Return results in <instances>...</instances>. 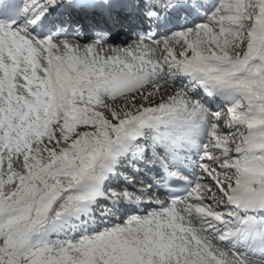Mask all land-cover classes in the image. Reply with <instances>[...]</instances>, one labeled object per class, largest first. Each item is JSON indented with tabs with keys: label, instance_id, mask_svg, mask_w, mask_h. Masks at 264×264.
<instances>
[{
	"label": "snow or ice",
	"instance_id": "snow-or-ice-1",
	"mask_svg": "<svg viewBox=\"0 0 264 264\" xmlns=\"http://www.w3.org/2000/svg\"><path fill=\"white\" fill-rule=\"evenodd\" d=\"M140 3L157 27L200 19L124 46L99 22L93 43L54 41L83 29L75 10L118 24L129 0H21L0 20V264H264L237 248L264 253V0ZM137 165L188 187L109 224L151 194L109 189Z\"/></svg>",
	"mask_w": 264,
	"mask_h": 264
},
{
	"label": "bare ground",
	"instance_id": "bare-ground-1",
	"mask_svg": "<svg viewBox=\"0 0 264 264\" xmlns=\"http://www.w3.org/2000/svg\"><path fill=\"white\" fill-rule=\"evenodd\" d=\"M119 12H122V14H121V16H119V23L118 24H107V25H105V27L107 29L115 32L114 36L110 39L109 42H111L113 44H116V43H120V44L128 43V44H130L132 42H131V40H129L128 36H126L125 38H119V37H120L121 31L122 30L124 31V28L128 27V26L124 25V22H126L130 27L134 28V27H136L137 21L142 18L143 10H142V5L140 3V0H129V6L127 8L120 9ZM73 18L78 19V20L81 19L78 15L73 17ZM190 18H191V20L188 24L199 22L197 20L200 19V17H190ZM80 21H81L82 25H84L85 30L88 33L90 31V30H88L89 26H93L97 22H99L102 25L101 20L96 15L93 16V13L86 15L85 20L81 19ZM176 26H179V25L177 24ZM89 29H91V28H89ZM166 31L167 30L160 31L159 35H165ZM87 37H83V38H87ZM115 46H119V45H115ZM176 49H177V47L175 48V50ZM177 52H179V51H177ZM155 55L159 56L160 53H156ZM180 83H181V81L177 80L175 85H169L167 88H165V90L169 91L171 89H174L175 87H178L180 85ZM110 100L113 101L112 99H110ZM209 106H213V108H214L213 111L220 112V114H222L224 112V108L222 107L220 102L214 103L213 101H211ZM221 120L226 122L227 116H224ZM129 178H132V177H129ZM140 179H144V176H140ZM109 189H115L116 191H121L122 189H126L129 192H133L134 194H137V195L139 194V193L135 192L136 189H133L132 186L123 184L119 177L112 180L111 184L109 185ZM106 191H108V189H106ZM151 194L148 196H144L143 199H144V201H146L144 204H139L140 207H144L142 213H144V212L146 213L148 211L153 210L157 205L154 201H152L151 204L147 203V201L151 198ZM164 203H167V201H164ZM120 210H121V213L123 212V215H121L123 217H124V213H127V214L136 213V210H134V207L130 208L128 210H125L124 207H120ZM133 215H135V214H133ZM109 221H108V223H109Z\"/></svg>",
	"mask_w": 264,
	"mask_h": 264
},
{
	"label": "rangeland",
	"instance_id": "rangeland-1",
	"mask_svg": "<svg viewBox=\"0 0 264 264\" xmlns=\"http://www.w3.org/2000/svg\"><path fill=\"white\" fill-rule=\"evenodd\" d=\"M133 40H135V39H131V42H132ZM87 43H92V42L89 41V40H87V41L75 42V43H70V44L83 46L84 44H87ZM108 44H110V45H112V46H115V45L124 46V45H127L128 43H124V44L116 43V44H113V43H109V42H108ZM99 47H103V48L105 49V54H109V55L111 54L110 52H108V47H107V45H105V44H103V45H98L97 48L99 49ZM176 47H177L176 51H180V50H181L178 46H176ZM106 52H107V53H106ZM160 55H161V54H160ZM160 83H163V81H161ZM172 90H173V89L167 91V90H165V89H162V90H161V94H163L164 92H171ZM159 98H160V96L157 95L156 99L158 100ZM110 99H111V98H106V103H108V104H118V105H120L121 107H123V105H124V101H123L122 99H117V100H115V101H111ZM224 124H225V123H224L223 121H220V125H221V126L224 125ZM126 174H128V173H126ZM126 179H127V178H126ZM134 207H136V205H135ZM143 214H145V212L142 213V214H140V215H143ZM109 216L112 217V219H114V220H111V219H110V224H115V223L122 222V220H123L125 217H128L129 215H127V216H125V217L123 218V217L119 216L117 213L109 212ZM111 222H112V223H111Z\"/></svg>",
	"mask_w": 264,
	"mask_h": 264
}]
</instances>
